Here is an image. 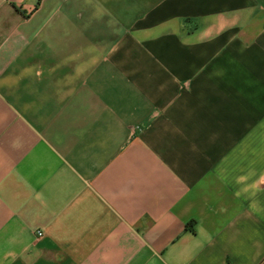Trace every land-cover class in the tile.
Segmentation results:
<instances>
[{"label":"crops","instance_id":"crops-1","mask_svg":"<svg viewBox=\"0 0 264 264\" xmlns=\"http://www.w3.org/2000/svg\"><path fill=\"white\" fill-rule=\"evenodd\" d=\"M0 264H264V0H0Z\"/></svg>","mask_w":264,"mask_h":264},{"label":"built area","instance_id":"built-area-1","mask_svg":"<svg viewBox=\"0 0 264 264\" xmlns=\"http://www.w3.org/2000/svg\"><path fill=\"white\" fill-rule=\"evenodd\" d=\"M36 234H37L38 236H40V235L42 234V231H41V230H37V231H36Z\"/></svg>","mask_w":264,"mask_h":264}]
</instances>
